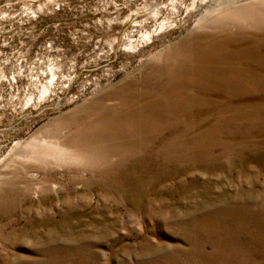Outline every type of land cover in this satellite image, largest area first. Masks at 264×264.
Instances as JSON below:
<instances>
[{
	"label": "rangeland",
	"instance_id": "1",
	"mask_svg": "<svg viewBox=\"0 0 264 264\" xmlns=\"http://www.w3.org/2000/svg\"><path fill=\"white\" fill-rule=\"evenodd\" d=\"M0 264H264V0H0Z\"/></svg>",
	"mask_w": 264,
	"mask_h": 264
},
{
	"label": "bare ground",
	"instance_id": "2",
	"mask_svg": "<svg viewBox=\"0 0 264 264\" xmlns=\"http://www.w3.org/2000/svg\"><path fill=\"white\" fill-rule=\"evenodd\" d=\"M156 16H157V15H156ZM164 27H165L164 24H163V25H160L159 29L162 30ZM146 37H148L149 39H151V33H149V34L146 33ZM131 39H132V38H131ZM55 76H56V74L53 73V74H52L53 79L55 78ZM53 79H52V80H53ZM47 92H48V88L45 87V88L43 89L42 94L44 95V94H46Z\"/></svg>",
	"mask_w": 264,
	"mask_h": 264
}]
</instances>
